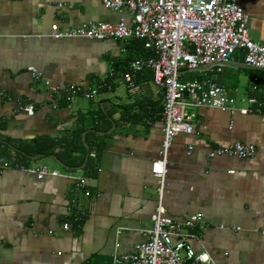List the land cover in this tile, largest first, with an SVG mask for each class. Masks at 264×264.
Wrapping results in <instances>:
<instances>
[{"label":"crops","instance_id":"obj_1","mask_svg":"<svg viewBox=\"0 0 264 264\" xmlns=\"http://www.w3.org/2000/svg\"><path fill=\"white\" fill-rule=\"evenodd\" d=\"M238 3L250 17L252 39L264 44V0ZM121 20L131 23L129 10L108 9L103 0H0V158L11 164L0 165V264H112L117 252L147 238L160 201L178 221L204 216L196 229L202 243L192 244L208 251L212 264H264V111L196 108L195 132L178 134L170 147L161 200L153 165L164 141L163 90L151 68L134 87L119 81L131 60L145 56L144 42L51 37L87 21ZM245 54L238 49L221 72L184 70L181 79L211 78L237 98L238 108L250 97L264 103V70L246 66ZM30 66L61 87H98L112 70L117 76L112 89L68 105ZM29 104L33 114L24 109ZM102 142L90 173L89 155L96 158ZM236 142L255 144L257 153L209 156ZM21 166L60 175L39 178ZM81 176L88 177L90 196L76 189ZM74 197L85 216L65 230Z\"/></svg>","mask_w":264,"mask_h":264},{"label":"built area","instance_id":"obj_2","mask_svg":"<svg viewBox=\"0 0 264 264\" xmlns=\"http://www.w3.org/2000/svg\"><path fill=\"white\" fill-rule=\"evenodd\" d=\"M103 4L115 11L127 8L132 15L131 23L125 20L117 23L87 21L67 32L55 29L51 37L139 39L144 42L150 55L131 60L128 71L119 76V81L134 87L137 76L151 68L155 84L163 90L164 141L161 156L153 165L154 175L160 180L162 200L170 147L178 134L195 132L196 108L213 107L233 114L237 111L242 114L264 111V103L255 97L247 99V106L238 108L237 98L211 78L186 81L181 79V73L205 68L221 72L225 64L234 59L238 49L246 50V66L264 70V44L252 39L250 17L238 0H103ZM29 70L36 80H43L50 92L65 99L68 105L78 97L92 100L101 89H112L113 78L117 76L112 70L110 79L101 80L98 87H61L52 84L38 68L30 66ZM24 109L29 114L35 112L33 104ZM256 153L255 144L236 142L212 150L209 156L250 158ZM0 165L9 167L11 164L0 158ZM21 168L37 173L39 178L48 174L60 175L46 167ZM76 189L90 196L92 190L88 177L76 178ZM68 212L70 218L63 225L65 230L80 224L85 216L76 197L72 199ZM203 220L204 216L196 213L184 222L178 221L166 214L160 201L152 216L153 226L146 232L147 238L137 243L133 251L117 252L112 264H212L211 254L206 250L197 251L192 244V240L202 243L196 229Z\"/></svg>","mask_w":264,"mask_h":264},{"label":"trees","instance_id":"obj_3","mask_svg":"<svg viewBox=\"0 0 264 264\" xmlns=\"http://www.w3.org/2000/svg\"><path fill=\"white\" fill-rule=\"evenodd\" d=\"M140 41V40H139ZM142 43H143V41H141ZM143 46H144V44H143ZM150 55V52L149 51H147L146 53H145V56H138V57H147V56H149ZM257 69V68H256ZM80 140H81V137H80ZM89 141V140H88ZM105 148V143H99V144H97V146H96V158H93V156L90 154L89 155V159H88V163H87V170H89L90 171V173H95V170H96V165H97V163H96V160L95 159H97L98 158V156H99V154L103 151V149ZM67 161V160H66ZM68 163L71 165V166H73L72 164H75L76 162H74V161H68Z\"/></svg>","mask_w":264,"mask_h":264},{"label":"rangeland","instance_id":"obj_4","mask_svg":"<svg viewBox=\"0 0 264 264\" xmlns=\"http://www.w3.org/2000/svg\"><path fill=\"white\" fill-rule=\"evenodd\" d=\"M193 75L192 74H187V77L188 78H190V77H192ZM244 76V75H243ZM240 87H241V90H242V88H243V86L242 85H240ZM238 105H243V99H244V92L242 91L240 94H238Z\"/></svg>","mask_w":264,"mask_h":264}]
</instances>
